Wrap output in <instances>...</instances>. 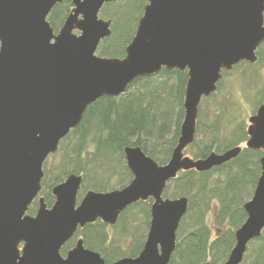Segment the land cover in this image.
<instances>
[{
    "label": "water",
    "instance_id": "1",
    "mask_svg": "<svg viewBox=\"0 0 264 264\" xmlns=\"http://www.w3.org/2000/svg\"><path fill=\"white\" fill-rule=\"evenodd\" d=\"M64 1L0 0V264H105L82 239L65 256L60 251L78 229L96 221L115 226L128 207L147 200L142 250L111 264H169L188 199L164 198V189L180 172L206 173L239 156L240 147L196 160L184 151L195 139L199 105L215 94L222 73L258 62L264 0H138L145 3L142 15L121 59L96 55L111 34L110 21L99 13L120 0H70L72 9L55 33L47 17ZM162 70L187 76L183 119L168 162L159 166L139 147H125L132 179L124 188L88 191L78 201L82 178L69 175L51 189L54 202L47 207L39 196L43 165L87 108ZM247 121L244 147L261 152L260 174L223 264H241L264 231V102Z\"/></svg>",
    "mask_w": 264,
    "mask_h": 264
},
{
    "label": "trees",
    "instance_id": "2",
    "mask_svg": "<svg viewBox=\"0 0 264 264\" xmlns=\"http://www.w3.org/2000/svg\"><path fill=\"white\" fill-rule=\"evenodd\" d=\"M143 6L138 0L104 5L99 18L110 21L111 34L99 44L98 57H124ZM71 7L70 2L65 1L50 12L47 22L55 33L62 27ZM261 46L256 52L255 66L264 62ZM241 66L253 67L241 63L233 70ZM228 75L223 72L216 93L201 101L195 137L202 134L213 141L205 144L194 141L187 148L192 159H203L212 152L220 154L247 140L246 130L238 129L224 143L215 141L222 130L218 120H223L224 112L220 109V114L213 113L211 123L201 129V107L217 96ZM242 75L248 74L242 72ZM250 79L253 78L250 76ZM186 81L185 72L162 70L156 76L134 80L118 98L103 97L89 106L78 127L60 142L57 152L43 165L40 196L46 206L51 207L54 202L51 189L69 175L82 178L78 199L88 191L105 193L124 188L132 179L123 157L125 147H139L159 166L165 165L179 137ZM259 102L260 106L264 99ZM216 109L214 107V111ZM260 157L261 152L243 147L236 159L221 167L206 173L180 172L166 185L164 198L188 199L187 213L176 232V247L169 264H223L226 261L234 245V232L245 220L242 205L255 188ZM150 204L147 200L128 207L115 226L96 221L79 229L60 254L65 256L81 238L84 248L98 253L105 264L137 257L149 226ZM36 211L37 204L33 202L27 214L34 216ZM241 264H264V231L248 245Z\"/></svg>",
    "mask_w": 264,
    "mask_h": 264
},
{
    "label": "rangeland",
    "instance_id": "3",
    "mask_svg": "<svg viewBox=\"0 0 264 264\" xmlns=\"http://www.w3.org/2000/svg\"><path fill=\"white\" fill-rule=\"evenodd\" d=\"M107 11L111 13L112 9H107ZM261 48L264 53V45ZM242 72H246L248 75H242ZM228 74V77L222 81V86L217 96L209 99L208 103L201 107L203 114L201 120L202 130L211 123L213 113L217 111V115H219V109L224 112L222 115L223 120L220 121L221 118L218 120V125L222 130L219 137L215 139L217 143H219V140L224 143L225 139H230V135L238 129L246 130L248 118L255 113L259 106V101L264 99V62L258 66L254 64L252 68L241 66ZM250 76L253 78L252 80ZM214 107H217L215 111ZM194 141L195 143L202 142V144H205L213 141V138L209 136L204 138L201 134L196 136ZM243 146L244 144L239 147L242 148ZM184 155L190 156L187 150Z\"/></svg>",
    "mask_w": 264,
    "mask_h": 264
},
{
    "label": "flooded vegetation",
    "instance_id": "4",
    "mask_svg": "<svg viewBox=\"0 0 264 264\" xmlns=\"http://www.w3.org/2000/svg\"><path fill=\"white\" fill-rule=\"evenodd\" d=\"M67 1H69L70 2V4H71V1L70 0H67ZM65 2V1H64ZM72 6V5H71ZM71 9H72V7H71ZM71 9H70V11H71ZM70 13V12H69Z\"/></svg>",
    "mask_w": 264,
    "mask_h": 264
}]
</instances>
